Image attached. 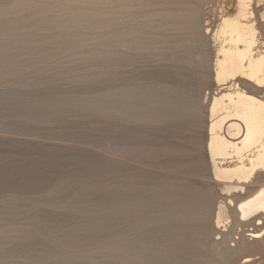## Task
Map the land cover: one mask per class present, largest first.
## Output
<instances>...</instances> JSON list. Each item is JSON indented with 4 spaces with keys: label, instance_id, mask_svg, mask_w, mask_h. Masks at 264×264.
<instances>
[{
    "label": "rangeland",
    "instance_id": "1",
    "mask_svg": "<svg viewBox=\"0 0 264 264\" xmlns=\"http://www.w3.org/2000/svg\"><path fill=\"white\" fill-rule=\"evenodd\" d=\"M118 1L0 0V264L263 263L167 242L166 205L220 201L169 171L202 164L187 104L216 92L212 54L162 56L159 1Z\"/></svg>",
    "mask_w": 264,
    "mask_h": 264
},
{
    "label": "bare ground",
    "instance_id": "2",
    "mask_svg": "<svg viewBox=\"0 0 264 264\" xmlns=\"http://www.w3.org/2000/svg\"><path fill=\"white\" fill-rule=\"evenodd\" d=\"M158 1L161 55H175L192 48L202 54L210 47L212 76L217 85L216 92L206 96L207 104H187L191 106L194 153L202 160L199 170L169 171L190 184L188 188L194 189L195 194L202 191L207 196L204 187L213 182L218 187L219 205L214 220L206 200L188 196L186 203L176 209L172 207V212L166 205L160 224L170 226L167 242L186 247L231 246L227 258L250 250L261 253L264 249V0ZM148 3L150 6L151 0ZM129 5L126 2L122 6L125 14L132 10ZM192 97L186 100H193ZM214 234L217 237L212 239ZM229 236L232 238L228 241ZM47 253L36 256L34 264H42ZM138 259L150 262L154 258L138 256ZM251 260L252 255H246L236 264ZM105 263L116 264L109 260Z\"/></svg>",
    "mask_w": 264,
    "mask_h": 264
}]
</instances>
